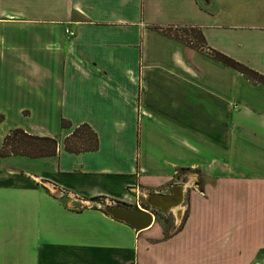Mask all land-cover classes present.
Returning <instances> with one entry per match:
<instances>
[{
    "label": "crops",
    "instance_id": "0c3cea01",
    "mask_svg": "<svg viewBox=\"0 0 264 264\" xmlns=\"http://www.w3.org/2000/svg\"><path fill=\"white\" fill-rule=\"evenodd\" d=\"M168 28L264 77V0H0V147L14 129L58 142L0 157V264H264V86ZM61 120L89 125L97 151H65ZM173 185L185 217L157 212L169 237L83 203Z\"/></svg>",
    "mask_w": 264,
    "mask_h": 264
},
{
    "label": "trees",
    "instance_id": "16d2710c",
    "mask_svg": "<svg viewBox=\"0 0 264 264\" xmlns=\"http://www.w3.org/2000/svg\"><path fill=\"white\" fill-rule=\"evenodd\" d=\"M162 35L169 37L175 42L187 45L193 50L204 53L208 55V58L225 65V67L237 71L241 76L247 81L263 85L264 77L259 75L258 72L249 69L248 67L242 65L241 63L235 62L234 60L226 57L224 54L214 51L208 48L205 38L199 30L187 28L181 29L182 32L188 37L186 39L177 35L176 32L180 29L168 28V29H157ZM187 30L189 33L187 34ZM174 31L175 33H172ZM194 40V42H193ZM198 43V44H195ZM61 129H72L69 136H66L63 141L64 150L72 154H81L86 152H95L98 149V139L97 134L89 127L87 124H81L75 128L71 125L69 121L61 120ZM58 142L55 139L48 137H39L24 133L20 129H14L5 135L0 147V157H17L22 156V158L29 159H43L46 157L53 156L57 153ZM184 170V169H181ZM176 175L174 176V178ZM99 197H94L91 201L98 200ZM159 213H155L157 223L161 224L164 220L161 218ZM162 225V224H161ZM182 225V224H181ZM163 227V225H162ZM181 227V226H180ZM179 227V228H180ZM165 237L171 236L168 229L163 227Z\"/></svg>",
    "mask_w": 264,
    "mask_h": 264
},
{
    "label": "water",
    "instance_id": "95a60500",
    "mask_svg": "<svg viewBox=\"0 0 264 264\" xmlns=\"http://www.w3.org/2000/svg\"><path fill=\"white\" fill-rule=\"evenodd\" d=\"M186 189L184 185H173L170 187L168 193L147 194L144 196V200L147 206L151 207L155 212L164 215L173 213L180 220L182 211L179 207L184 203ZM124 205L126 204L117 202L116 204L105 205L103 210L112 219L131 227L137 232L147 229L155 221L156 215L154 213L139 210L136 207L128 208Z\"/></svg>",
    "mask_w": 264,
    "mask_h": 264
},
{
    "label": "rangeland",
    "instance_id": "374dc122",
    "mask_svg": "<svg viewBox=\"0 0 264 264\" xmlns=\"http://www.w3.org/2000/svg\"><path fill=\"white\" fill-rule=\"evenodd\" d=\"M183 30H181L180 29V31H178V32H176L177 33V35L178 36H180V37H182V38H184V39H186V38H188L183 32H182ZM172 33H175L174 31H172ZM175 33V34H176ZM187 34L189 33V31L187 30V32H186ZM190 34V33H189ZM193 42H194V40H193ZM195 44H198V43H195ZM199 172V173H198ZM205 174H203V173H201V171L200 170H194V171H192V170H189V169H184V170H179L178 172H176V181L175 182H178V183H187V182H189L190 180H194L195 182L197 181H199L200 182V185H201V183H203L204 181H205ZM191 186H193V184L191 185ZM194 186H195V184H194ZM199 188V187H198ZM202 190V186H200V188H199V191H201ZM136 198H138V201L139 202H141L140 204V206L142 207V208H144L145 207V205H146V202H145V200H144V197H141V196H138V194L137 195H133V200H136ZM83 203H85L84 205L85 206H87V207H101L102 209L105 207V201L104 200H102V199H98V200H96V201H91V199H84L83 200ZM77 209H78V207H77ZM155 214V213H154ZM161 218H163L164 220L161 222V224L163 225V227H165V228H167L168 229V232L169 233H172L174 230H176V227H174V226H171L172 224V218L169 216H167V217H165V216H163V215H161V214H158ZM185 217V216H184ZM184 217H182V220H183V218ZM182 220L180 219V222H179V224L182 222ZM178 221H179V219H178ZM178 224V226L180 227L181 225H179ZM182 224V223H181ZM173 227V228H172ZM249 244H252L251 243V241L249 242Z\"/></svg>",
    "mask_w": 264,
    "mask_h": 264
},
{
    "label": "built area",
    "instance_id": "2783aa9c",
    "mask_svg": "<svg viewBox=\"0 0 264 264\" xmlns=\"http://www.w3.org/2000/svg\"><path fill=\"white\" fill-rule=\"evenodd\" d=\"M71 36H73V32L70 31V30H66V39H69ZM128 196V195H127ZM127 196H125V200L123 201L124 203H129V204H132V206H136V208H138L139 210H146L148 212H152V208L147 206V204L145 205L144 208H142L140 205L141 202L138 201V198H136V200H132L131 198H128ZM122 202V203H123ZM152 213H155V212H152Z\"/></svg>",
    "mask_w": 264,
    "mask_h": 264
},
{
    "label": "flooded vegetation",
    "instance_id": "af4514ba",
    "mask_svg": "<svg viewBox=\"0 0 264 264\" xmlns=\"http://www.w3.org/2000/svg\"><path fill=\"white\" fill-rule=\"evenodd\" d=\"M125 204H127V203H125ZM128 205H129V203H128ZM130 207L133 208L134 206L132 207V204H130ZM152 212H155V211L152 209ZM155 213H157V212H155Z\"/></svg>",
    "mask_w": 264,
    "mask_h": 264
}]
</instances>
